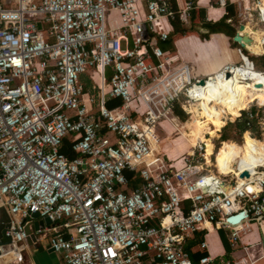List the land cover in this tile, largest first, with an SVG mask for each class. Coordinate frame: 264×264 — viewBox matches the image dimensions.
I'll return each mask as SVG.
<instances>
[{
  "label": "built area",
  "instance_id": "obj_1",
  "mask_svg": "<svg viewBox=\"0 0 264 264\" xmlns=\"http://www.w3.org/2000/svg\"><path fill=\"white\" fill-rule=\"evenodd\" d=\"M173 7L170 0H0L5 264L23 263L27 225L65 264H214L205 239L198 260L187 249L196 233L208 224L224 229L235 248L264 218V164L252 173L238 158L232 171L215 166V173L202 142L181 159L154 145L165 121L184 126L176 109L192 115L195 84L211 77L195 76L189 63L174 66L161 47L172 20L190 22L193 0ZM252 10L264 26V0L240 13L250 21ZM111 98L122 104L107 107ZM65 139L73 159L60 151ZM126 172L140 183L132 186ZM242 210L239 223L228 221ZM34 212L51 223L34 229Z\"/></svg>",
  "mask_w": 264,
  "mask_h": 264
},
{
  "label": "crops",
  "instance_id": "obj_2",
  "mask_svg": "<svg viewBox=\"0 0 264 264\" xmlns=\"http://www.w3.org/2000/svg\"><path fill=\"white\" fill-rule=\"evenodd\" d=\"M170 1L171 4L174 6V0L173 1L170 0ZM185 1L186 0H175V3L180 8L184 6ZM255 1L256 0H227V2H231L232 4H234L232 5V7H230V9L233 13L236 12V16H235L236 20L232 23L235 30L237 31L239 29V26L241 24H244L245 33L251 35L252 38L254 37V33H253L254 31L251 27L253 28L258 27L257 24L254 22V17H253L254 12L256 11L252 10L250 12L251 14L250 21H247V19L240 12L242 10L243 4L244 5L246 4L249 7H254ZM197 4L200 8L205 9V14L202 12V15L198 17L199 18L198 21L201 20L200 17L203 15H205L206 19L208 20H212V21L220 20L227 11L226 6L218 5L217 0H197ZM228 21L231 22L232 19H228ZM190 23L191 22L186 23L187 28L192 26ZM195 29L199 33L191 32L183 36H175L173 42L174 50L172 51L169 49L171 53L174 55V59H176L174 62V66L177 65L179 66L180 64L189 63L193 66L194 75L203 77L207 75L208 76L213 75L226 64L237 63V61H239L240 55L238 49L241 47L237 49L236 47L232 46L230 42V38L226 33L216 32L210 34V37L206 39H202L200 37V33H206L208 32V30L206 28L199 26L197 27L195 26ZM249 45H251V43L246 44V48L249 54L257 53V51L249 49L250 48ZM259 53L261 55H264V53H262L261 51ZM245 55L248 56V54L246 53ZM248 58L250 60V57ZM214 115L217 119L218 117L217 113H215ZM201 124L198 123L199 127L202 128ZM181 135L184 139H186L183 134ZM198 135L199 133L197 134L196 140L198 138ZM212 137L214 139L216 135ZM186 141L188 142L189 145L187 146L186 149L188 150L193 146V144H191L187 139ZM158 143L160 144V141ZM154 145L156 147V144ZM157 149L159 148L157 147ZM255 150L259 151V148L255 147ZM163 153L172 156V154H168L165 151ZM175 155L176 154L174 152L173 158H176ZM215 166L218 167L219 165H215ZM260 223H261L260 224L261 228L259 227L260 229L256 230L255 226H257L258 223L251 222L249 231L241 234V240L238 242L235 248L231 247L228 237V232L225 231L224 229H219L208 225L207 229L201 231L200 233L201 235L199 234L200 235L199 238L200 240L205 239L208 242V251L215 258V262L217 260L220 261V259L223 258L227 261H230L231 264H264V220L261 221ZM191 241L192 240H190L189 242ZM199 243L191 247L190 249L191 254L203 252L199 249ZM228 248L231 249L229 253L227 252ZM22 264H65V263L62 256L59 253L54 252L52 249H50L47 246L46 242L43 240L39 242L36 241V243L34 242L33 244H28L26 242L24 249V261Z\"/></svg>",
  "mask_w": 264,
  "mask_h": 264
},
{
  "label": "bare ground",
  "instance_id": "obj_3",
  "mask_svg": "<svg viewBox=\"0 0 264 264\" xmlns=\"http://www.w3.org/2000/svg\"><path fill=\"white\" fill-rule=\"evenodd\" d=\"M253 33L255 36H257V41L259 43V46L261 47L260 51L264 53V42L261 39V32L259 33L258 31H254ZM240 59L242 60V66L237 65L234 70H228L225 74L222 72H220V74L217 73L216 75L213 74L211 75L210 79H206L204 84H195V93L193 96H195L196 99L193 104L202 102V100H204V102L206 103H203L204 105L202 106L201 103L197 104L196 109H199L200 107V109L202 110L195 111L194 115L196 118H201L202 121L217 122L218 117L217 119H215L213 111L208 107L210 104L217 105V107L219 106L225 108L228 114H231V112L238 107H248L252 104L264 106V73L261 70L255 69L251 66V62L248 56L245 55V53L244 59L241 56ZM227 73H229L230 75L228 76ZM255 83H260L261 86L256 87ZM247 107L245 109H248ZM219 114L221 117L227 115V113H225V111L221 109L219 110ZM201 125L203 127L204 123H202ZM203 136L204 134L201 138H197L196 144H194L187 151L188 153L191 152L193 148L196 147L198 143L202 141V138H205ZM212 136L207 139L208 142L205 139L206 152H204V155L206 159H208L207 155H210V153H207V146H209L210 141L213 140ZM255 142L261 143L256 140ZM262 143H264V140ZM155 144L156 148H159V143L157 142ZM257 148H259V151L255 150V147H253L252 145H247V142L239 144V146L230 151V153L225 157L223 162L219 164V171L221 173H228L232 171L234 169L233 164H235L238 161V158H240V167L242 168V170L246 169L254 173L255 167L259 165L258 163H260V165L264 164V144ZM254 188L260 190V188ZM263 220L264 218L262 219V221ZM208 225L210 226V224ZM258 225L261 228L260 223ZM3 256L4 254L2 255V257ZM0 259L2 258L0 257Z\"/></svg>",
  "mask_w": 264,
  "mask_h": 264
},
{
  "label": "trees",
  "instance_id": "obj_4",
  "mask_svg": "<svg viewBox=\"0 0 264 264\" xmlns=\"http://www.w3.org/2000/svg\"><path fill=\"white\" fill-rule=\"evenodd\" d=\"M232 5H234V4H232L231 2H227V5H226L227 11H226L225 15L220 20H217V21L208 20V19H206L205 15H203V16L200 17L201 20L198 21V19H199L198 17L200 15H202V12L205 14V9L204 8H200L198 6L197 0H193V7L190 9V18H191L190 19V22H191L190 24L192 26L187 28L186 27L187 24L183 23L179 18H176V19L172 20L173 31L170 34V38L167 41L161 43V47L163 49H166V50L170 49V50L173 51L174 50L173 49V42H174L175 36H183V35H186L187 33L198 32L195 29V26L196 27L197 26L203 27V28H206L208 30V32H206V33H200V37L202 39H206V38L210 37V34H212V33L223 32V33H226L229 36L230 40H233V37L235 35L236 30H235V28H234L232 23L236 20L235 19L236 12L233 13L231 11L230 7H232ZM173 8H176V9L178 8L177 4L175 3V0H174V7ZM233 9H234V7H233ZM228 19H232V21L229 22ZM232 44H233V46H239L240 47V45L237 42H235L234 40H233ZM244 52L246 54H248L249 57L254 61L255 67L257 69L263 68L261 70L264 71V56L263 55L249 54L245 50H244ZM121 104H122V100L119 99V98H111L110 100H108L106 102V105L109 108H113V107L119 106ZM246 107H242V109H244ZM229 111H231V110H229ZM253 111L255 112V109H253ZM176 113L181 117L182 120H186L187 119V114L181 108L178 107L176 109ZM216 113H217V116H218V121H217L218 123H216L214 125L218 127V126L221 125V121H220L221 117H220V115H219V113L217 111H216ZM237 113H238L239 117L235 121L230 122V123L228 122L224 126L225 127V132L223 133V135L221 136V139H220L221 147L219 148V152H218L217 158H216L217 162L215 163V165H219L221 162H223V160L230 153V151H232L234 148L239 146V144L238 145H234L233 143H232L231 146L227 145V144H225V142L228 143V144L231 143V142H228V141H225V140H234L235 141V139H237V140L240 141L242 139L243 133L245 134L247 131H249L251 134L247 133V134L244 135V139L242 141V142H244V140H246V139H254L252 137V135L256 136V137L258 136L257 138H261L262 134L264 133L262 131V129L259 128L258 123H257V119L253 118V117L252 118L249 117L248 111L241 110V111H237ZM190 119H191V121H190ZM207 125L204 124V126L202 128L199 127L197 118L195 117L194 114H192L191 118H189L184 123L183 127H181L180 129L178 128L179 125H174V127L176 129H179L180 130L179 132L181 134H183L186 137V139L191 144L194 145L197 142L196 137H197V134L200 131V128L206 130L208 128ZM186 126H188L189 132L185 131L184 129H182V128L186 127ZM222 128H220L218 131H211L209 136H212V135L215 136L216 134L219 135V132L222 130ZM207 130H208V132L210 131L209 129H207ZM219 138H220V135H219ZM262 142L263 141H261V143H259V144H262ZM60 151L62 153H64L65 155H67L70 159H73L76 156V153L71 148V142L69 141V139H65L64 140V142H63V144H62V146L60 148ZM211 154H212V152H211ZM210 155H207L208 156V159H207L208 161H211L210 157H209ZM209 163L211 164V162H209ZM126 174L129 177V179L131 180V185L132 186H136L137 184L140 183L141 179H140V177L137 174H135L133 172H126ZM200 233L201 232L197 233L195 235V237L191 239L192 241L189 242V244H188L189 246H187L188 250H190L192 246L196 245L197 243H199L201 241L200 238H199L200 235H201ZM230 251H231V249L228 248L227 252L229 253ZM203 254H205V252L192 253L191 255H192L194 260H197Z\"/></svg>",
  "mask_w": 264,
  "mask_h": 264
},
{
  "label": "rangeland",
  "instance_id": "obj_5",
  "mask_svg": "<svg viewBox=\"0 0 264 264\" xmlns=\"http://www.w3.org/2000/svg\"><path fill=\"white\" fill-rule=\"evenodd\" d=\"M254 22L257 24V28H253V27H251L252 29H253V31H258L260 34H261V39L263 40V42H264V26L262 25V23L260 22V20H259V16L257 15V12H254ZM253 39V41H252V43H251V45H249L250 46V48L249 49H251V50H255V51H257V53H254L253 55H261L259 52H260V50H261V47L259 46V43H258V41H257V36H255L254 35V37L252 38ZM230 42H231V44H232V42H233V40H230ZM232 46H233V44H232ZM234 47H236L237 49L239 48V46H234ZM264 47V46H263ZM263 50H264V48H263ZM252 60H251V58H250V62H251ZM259 61V60H258ZM240 62H242L241 61V59H240V57H239V61H237V63H240ZM255 69H257L256 67H254ZM260 70L261 69H263V68H259ZM87 82H88V84H90V81L89 80H87ZM93 92H94V94H97V89H93ZM199 103H201V106L202 105H204V104H206L205 102H204V100H202V102H198V103H195V104H193V113L192 114H194L195 113V111L196 110H198V111H201L202 109H200V107H199V109H196L197 108V104H199ZM204 103V104H203ZM245 104H247V103H245ZM245 104H243V105H245ZM253 105V106H252ZM252 105H250V106H248L247 108H250L251 106L253 107V108H251L252 109V111H253V109H255V113H256V115L253 117V118H256L257 119V123H258V126H259V128H261L262 129V131L264 132V106H260V105H258V104H252ZM213 112H215L216 113V111L219 113V110L221 109V110H223V111H225V113H227V115H224V116H220L221 117V125L220 126H215L214 124H216V123H218V122H212V121H205V122H202V119L201 118H197V121H198V123H204V124H208L207 125V129H209L210 131L208 132V130L206 129V130H204V129H201L200 128V131H199V135H198V137H202V135L204 134V136L203 137H205L204 139L202 138V143L201 144H203V146H204V144H205V151H202V152H206V140L207 139H209L211 136H209V134H210V132L211 131H218L220 128H222V130L219 132V135H220V138H219V135H217L216 137H214V139L213 140H211L210 141V144H209V147L207 146V153H210L211 154V152H212V154L210 155V158H211V165H210V169L212 170V172H215V173H217V168L215 167V163H216V158H217V154H218V152H219V148L221 147V141H220V139H221V136L223 135V133L225 132V125L229 122H233V121H235L236 119H237V117H238V113H237V111H241V110H246L245 108L244 109H242V108H236L235 110H233L232 112H231V114H228V112H227V110L225 109V108H223V107H217V105H214V104H210L209 106H208ZM233 108V107H232ZM254 112V111H253ZM214 113V114H215ZM220 115V114H219ZM248 115H249V117H250V111H248ZM191 116L192 115H187V120L189 119V118H191ZM201 119V120H200ZM215 119H216V117H215ZM190 121H191V119H190ZM219 121V122H220ZM162 127H163V129L161 130V129H158V131H159V137H160V144H159V152H161V153H163L164 151L165 152H167L168 154H172V157H174V152H175V156H176V159H181V158H183L184 156H186L187 155V151L189 150H186L187 149V146H189L188 145V142L186 141V139H184L183 137H182V135L179 133V129L182 127V126H180V127H178L179 129H176L173 125H171L169 122H167V121H165L163 124H162ZM182 129H184L185 131H188L189 132V129H188V126H186V127H184V128H182ZM247 133H249V134H251L249 131H247L245 134H247ZM244 133H243V136H242V139L239 141V140H237V139H235V141L234 140H225V141H228V142H231V143H226L225 142V144H227V145H232V143L234 144V145H238V144H240V143H245V142H247V145H252L253 147H259L260 145H262V144H264V143H262V144H259V143H256L255 142V140L256 141H258V142H261V141H263L264 140V133L262 134V137L261 138H257L256 136H253L252 135V137L255 139H247V140H244V142H242L243 141V139H244V135H245ZM109 137H112V133H108L107 134ZM251 137V136H250ZM186 138V137H185ZM206 139V140H205ZM174 140V141H173ZM186 142V143H185ZM207 142H208V140H207ZM182 145V146H181ZM166 150H168V151H166ZM177 150V151H176ZM261 224V223H260ZM255 228H256V230H259L260 228H259V225H257V226H255ZM237 246V245H236ZM239 247V246H238ZM0 264H5L4 263V259L2 258V259H0ZM215 264H220V262H219V260H217L216 262H215Z\"/></svg>",
  "mask_w": 264,
  "mask_h": 264
},
{
  "label": "water",
  "instance_id": "obj_6",
  "mask_svg": "<svg viewBox=\"0 0 264 264\" xmlns=\"http://www.w3.org/2000/svg\"><path fill=\"white\" fill-rule=\"evenodd\" d=\"M244 27H245L244 24H241L239 26V29L236 31V33L233 37V40L235 42H237L243 49L248 51L246 48V44L252 43L253 39L247 33H245V32H243V34L241 33L244 30ZM227 75L229 76L230 74L227 73ZM200 83L204 84L205 79H201ZM255 86L260 87L261 84L255 83ZM241 177H249V172L244 171L241 174ZM261 196L264 198V190L262 191ZM246 216H247V211L242 210V211L238 212L237 214L230 216L228 218V221H230L233 224H237ZM31 217L34 219V229H38L39 225L43 226L45 223H47V224L51 223L50 219L47 216L41 218V216L38 212L31 213ZM8 226H10L9 214L7 213V210L4 207H0V246L4 243L3 232H4V229ZM25 231H26V234L28 235V237L26 239L27 243L28 244H33L34 242L36 243L37 236L34 232H32L29 225H27L25 227ZM0 254H1V250H0Z\"/></svg>",
  "mask_w": 264,
  "mask_h": 264
},
{
  "label": "clouds",
  "instance_id": "obj_7",
  "mask_svg": "<svg viewBox=\"0 0 264 264\" xmlns=\"http://www.w3.org/2000/svg\"><path fill=\"white\" fill-rule=\"evenodd\" d=\"M241 47V46H240ZM242 48V47H241ZM245 50V49H244ZM246 51V50H245ZM248 52V51H247ZM249 53V52H248ZM264 56V55H263Z\"/></svg>",
  "mask_w": 264,
  "mask_h": 264
}]
</instances>
